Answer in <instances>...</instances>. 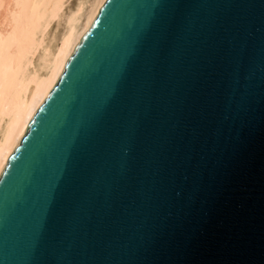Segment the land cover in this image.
<instances>
[{"label": "water", "instance_id": "water-1", "mask_svg": "<svg viewBox=\"0 0 264 264\" xmlns=\"http://www.w3.org/2000/svg\"><path fill=\"white\" fill-rule=\"evenodd\" d=\"M0 264H264V0H105L0 175Z\"/></svg>", "mask_w": 264, "mask_h": 264}, {"label": "bare ground", "instance_id": "bare-ground-1", "mask_svg": "<svg viewBox=\"0 0 264 264\" xmlns=\"http://www.w3.org/2000/svg\"><path fill=\"white\" fill-rule=\"evenodd\" d=\"M67 1L0 0V175L105 2Z\"/></svg>", "mask_w": 264, "mask_h": 264}, {"label": "snow or ice", "instance_id": "snow-or-ice-1", "mask_svg": "<svg viewBox=\"0 0 264 264\" xmlns=\"http://www.w3.org/2000/svg\"><path fill=\"white\" fill-rule=\"evenodd\" d=\"M154 47L161 52V55H163L162 42H160V41L155 42L154 43ZM105 102L106 103H114L116 101H115L114 98L108 97V98H106V101ZM60 180H63V176H60V177L57 178V183L54 185L55 187L58 188L60 186L59 185V181Z\"/></svg>", "mask_w": 264, "mask_h": 264}, {"label": "rangeland", "instance_id": "rangeland-1", "mask_svg": "<svg viewBox=\"0 0 264 264\" xmlns=\"http://www.w3.org/2000/svg\"><path fill=\"white\" fill-rule=\"evenodd\" d=\"M74 2H75V0H70V1L68 0V1H67L68 5H67V4L65 5V7H64V13H66L67 10L70 9V8L73 6ZM67 7H69V8H67ZM65 9H66V10H65ZM64 15H65V14H63L62 19H60V20L54 22L55 24H53V26H52V30L55 29L56 27H57V31H58V32L61 30V28H62V24H63V18H64ZM61 23H62V24H61ZM60 24H61V25H60Z\"/></svg>", "mask_w": 264, "mask_h": 264}]
</instances>
